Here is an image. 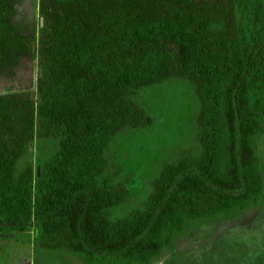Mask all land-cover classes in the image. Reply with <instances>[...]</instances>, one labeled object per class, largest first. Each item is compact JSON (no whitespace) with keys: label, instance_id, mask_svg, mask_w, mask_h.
<instances>
[{"label":"trees","instance_id":"trees-1","mask_svg":"<svg viewBox=\"0 0 264 264\" xmlns=\"http://www.w3.org/2000/svg\"><path fill=\"white\" fill-rule=\"evenodd\" d=\"M21 1L0 0V76L23 60L39 70L31 91L0 93V238L31 231L82 264H150L194 222L264 205V0H38L34 32L15 22ZM176 80L199 100L197 147L120 212L132 193L107 150L154 124L136 96Z\"/></svg>","mask_w":264,"mask_h":264},{"label":"rangeland","instance_id":"rangeland-1","mask_svg":"<svg viewBox=\"0 0 264 264\" xmlns=\"http://www.w3.org/2000/svg\"><path fill=\"white\" fill-rule=\"evenodd\" d=\"M37 4L38 0H22L15 18L17 24L31 32L37 31L40 18ZM38 70L37 61L23 60L15 78L0 76V93L11 88L31 91ZM136 99L153 116L154 124L142 130L124 131L107 150L110 177L125 180L132 193L131 203L120 211L123 213L146 199L151 181L164 163L197 147L194 123L199 100L189 81L151 86ZM255 143L264 175V125ZM53 149L52 142L41 148L37 145L27 159L36 161L38 154ZM35 238L31 231L0 238V264H82L67 251L40 249ZM150 264H264V205L234 219L218 216L194 222Z\"/></svg>","mask_w":264,"mask_h":264},{"label":"water","instance_id":"water-1","mask_svg":"<svg viewBox=\"0 0 264 264\" xmlns=\"http://www.w3.org/2000/svg\"><path fill=\"white\" fill-rule=\"evenodd\" d=\"M40 21H41V25L43 26V24H44V19L41 17V19H40ZM42 72V70H40V73ZM32 97H34V93H32ZM38 176L40 175V168H38Z\"/></svg>","mask_w":264,"mask_h":264}]
</instances>
